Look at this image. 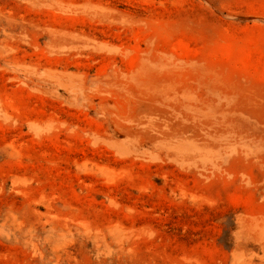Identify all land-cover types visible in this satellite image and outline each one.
<instances>
[{
    "label": "rangeland",
    "instance_id": "374dc122",
    "mask_svg": "<svg viewBox=\"0 0 264 264\" xmlns=\"http://www.w3.org/2000/svg\"><path fill=\"white\" fill-rule=\"evenodd\" d=\"M0 264H264V0H0Z\"/></svg>",
    "mask_w": 264,
    "mask_h": 264
}]
</instances>
